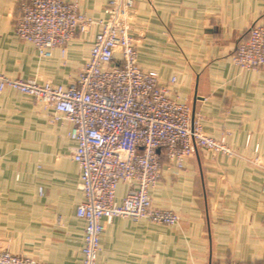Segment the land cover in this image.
<instances>
[{
  "label": "crops",
  "instance_id": "0c3cea01",
  "mask_svg": "<svg viewBox=\"0 0 264 264\" xmlns=\"http://www.w3.org/2000/svg\"><path fill=\"white\" fill-rule=\"evenodd\" d=\"M20 1L0 0V69L14 78L74 81L97 28L75 35L64 54L56 48L42 58L15 32ZM79 1L83 12L98 16L109 0ZM255 23L264 24V0H135L132 31L144 33L139 64L158 71L162 82L176 77L172 94L188 101L233 155L198 149L180 171L164 163L150 193L180 222L115 217L102 234L98 264H264V68L242 69L232 59ZM52 117L30 96L10 88L0 93V136L9 157L1 166L10 169L0 182L26 183L29 200L27 232L20 233L10 205L0 217V244L45 264H82L76 143L71 123ZM128 186L119 184L118 202Z\"/></svg>",
  "mask_w": 264,
  "mask_h": 264
},
{
  "label": "built area",
  "instance_id": "2783aa9c",
  "mask_svg": "<svg viewBox=\"0 0 264 264\" xmlns=\"http://www.w3.org/2000/svg\"><path fill=\"white\" fill-rule=\"evenodd\" d=\"M134 6L135 0H109L95 16L83 12L79 0H21L15 32L40 57L51 58L56 48L64 54L75 35L96 27L89 57L66 85L14 78L0 69V93L17 90L51 110L52 121L72 125L69 136L76 144L71 157L79 166L83 192L76 209L84 222L82 264H98L102 234L115 217L180 222L177 212L155 205L150 193L164 163L180 171L198 149L233 155L227 143L205 131L190 103L172 94L176 77L162 82L158 71L139 64L144 33L132 31ZM232 59L242 69L264 68V24L251 25ZM121 182L129 186L118 202ZM0 264L45 263L0 247Z\"/></svg>",
  "mask_w": 264,
  "mask_h": 264
},
{
  "label": "rangeland",
  "instance_id": "374dc122",
  "mask_svg": "<svg viewBox=\"0 0 264 264\" xmlns=\"http://www.w3.org/2000/svg\"><path fill=\"white\" fill-rule=\"evenodd\" d=\"M203 127H204V125H203ZM3 138H1V136H0V149H2V150H0V181H1V176L3 174L5 175L7 173V171L10 170L8 168L1 166L2 164H5V161L8 160V158H9L8 156H6V158L4 157L5 151H3V150L7 146L5 144V140H7V139H6V137L4 139ZM24 143H26V142H23V144L17 143L14 146H16L17 148H21L24 146ZM20 155H22V154H20ZM256 159H258V157ZM2 160H4V162H2ZM11 187H13L14 190L11 189ZM27 188H28V185L26 183L9 184L6 179H4V181L0 182V217L2 219H4V217L1 216L2 213H3V215H6L7 209H11L12 207H14L15 208L14 209L15 215L12 216V217H14V219H12V220L19 224L18 229L20 230V233H22V235H23V233L27 232V223H28V201L29 200H28V196H27L28 194L26 191ZM12 196H14L15 200H13L12 204H10L11 200H9V198L11 199ZM2 197L4 198L3 200H1ZM10 205L12 207H10ZM1 208L3 209L4 212H1V210H2ZM0 247L8 248L7 245H4V244H0Z\"/></svg>",
  "mask_w": 264,
  "mask_h": 264
}]
</instances>
